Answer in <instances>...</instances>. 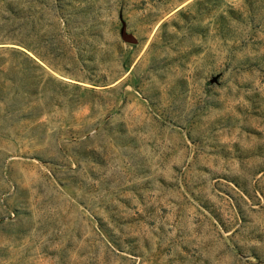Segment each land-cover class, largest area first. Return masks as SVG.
<instances>
[{"label": "rangeland", "instance_id": "374dc122", "mask_svg": "<svg viewBox=\"0 0 264 264\" xmlns=\"http://www.w3.org/2000/svg\"><path fill=\"white\" fill-rule=\"evenodd\" d=\"M0 264H264V0H0Z\"/></svg>", "mask_w": 264, "mask_h": 264}]
</instances>
